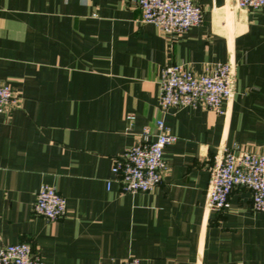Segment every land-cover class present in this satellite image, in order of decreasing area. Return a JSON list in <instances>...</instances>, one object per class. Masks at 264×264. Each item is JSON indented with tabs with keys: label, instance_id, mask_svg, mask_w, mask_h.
Segmentation results:
<instances>
[{
	"label": "crops",
	"instance_id": "crops-1",
	"mask_svg": "<svg viewBox=\"0 0 264 264\" xmlns=\"http://www.w3.org/2000/svg\"><path fill=\"white\" fill-rule=\"evenodd\" d=\"M197 2L202 21L169 34L131 0H0V81L18 102L0 114V244L29 242L45 264H264V211L249 187L206 207L222 145L264 152V8ZM227 60L223 112L158 106L165 65L202 73ZM157 117L174 135L161 181L124 191L113 160L144 126L153 139ZM42 183L64 196L62 217L33 212Z\"/></svg>",
	"mask_w": 264,
	"mask_h": 264
},
{
	"label": "built area",
	"instance_id": "built-area-1",
	"mask_svg": "<svg viewBox=\"0 0 264 264\" xmlns=\"http://www.w3.org/2000/svg\"><path fill=\"white\" fill-rule=\"evenodd\" d=\"M140 8L139 20L152 22L164 33L177 34L202 21V9L197 0H131ZM244 8H264V0H235ZM233 62H217L202 73H194L179 64L165 65L158 80V106L168 107L203 104L223 112L222 103L232 96ZM18 104L12 87L0 81V114ZM131 122L133 114L127 115ZM157 132L148 139L150 128L144 126V138L117 155L112 164L114 177L124 191L149 190L157 185L166 168L163 148L174 139L163 117L155 119ZM246 185L251 190L252 208L264 211V152H254L239 147L222 145L210 166L206 207L219 210L225 206L229 193L236 185ZM35 214L47 219H57L66 212L64 196L52 185L42 183L32 205ZM0 264H45L29 242L18 241L0 244ZM109 264H150L137 256Z\"/></svg>",
	"mask_w": 264,
	"mask_h": 264
}]
</instances>
